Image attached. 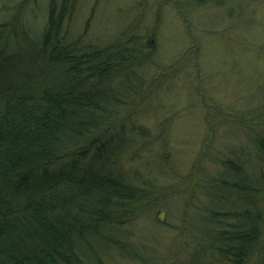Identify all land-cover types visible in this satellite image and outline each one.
<instances>
[{"label": "trees", "instance_id": "1", "mask_svg": "<svg viewBox=\"0 0 264 264\" xmlns=\"http://www.w3.org/2000/svg\"><path fill=\"white\" fill-rule=\"evenodd\" d=\"M80 1L48 0L36 39L21 3L0 19V264H264V84L231 123L207 105L225 104L208 94L199 45L173 68L153 43L166 8L196 43L188 14L201 23L234 1L121 0L116 26L90 33L89 20L79 34ZM148 65L163 73L147 80ZM175 84L187 89L178 113ZM182 113L203 128L195 151L198 131L163 132ZM239 131L252 161L230 145Z\"/></svg>", "mask_w": 264, "mask_h": 264}, {"label": "rangeland", "instance_id": "2", "mask_svg": "<svg viewBox=\"0 0 264 264\" xmlns=\"http://www.w3.org/2000/svg\"><path fill=\"white\" fill-rule=\"evenodd\" d=\"M96 1L98 3H95ZM164 1L165 0H160V2ZM233 1L235 3L226 1L224 4L225 6L222 7L213 5L215 11L208 10L206 12V20L201 23L197 22V18L200 16L197 12L195 14L191 12L188 14L191 27L197 26L195 32L198 34V38L199 36L202 38L196 43L194 41H189L186 37L184 24L180 20L181 17L179 12L172 8H166L162 14V16L165 15L166 18L165 28L162 32L160 31V33L158 31L159 38L155 40L156 43H153L155 46H157V44L160 45L162 39L166 47L161 51L160 55H162L163 59L167 62H176L173 68H178L180 66L179 64L181 62H179V59L183 56V52L187 47L190 48L192 44L199 45L198 49L195 48V51L201 53H197V56L200 54V59L203 60V70L200 73L205 80V84L212 89V92L207 90L208 94L225 104H220V106L213 108L210 106V101L207 100V105L211 110L215 111L217 116L223 115L226 117L227 114L228 117H226V119L235 124L236 119L239 117L238 114L257 105L255 99L254 102H251L249 105L247 102L249 97L256 95L257 88L264 84V0H246V2L248 1L249 3H247V6L244 5L245 8L236 5V3L242 5V2L245 0ZM120 2L121 0H110L108 2L103 0H81L77 9L74 10L73 19L69 24V31L80 34L83 29L87 27L89 20L88 31L90 33L93 31L97 33L100 29L99 27L102 29H109L110 26H116L118 17L121 18V16L116 14L117 11L114 4ZM167 2L169 1L167 0ZM18 4L25 6L26 10H21L20 15L26 16V19H24L26 20L25 28L31 31L30 34L34 33V35L31 34V36L36 39L39 37L40 29L43 28L46 20L49 7L48 0H0V15H2L0 19L12 13H16L18 10H15V6ZM219 8L226 9L227 11L217 10ZM241 8H243V10ZM183 11L187 12V10ZM217 16L220 17V20L215 24L214 20ZM126 22L123 24H128ZM182 31L184 32V36H182ZM27 45L31 46V44ZM13 47L15 49V47L18 46L11 45L9 48ZM171 54L173 56L172 59L170 58ZM15 57L19 56L17 54L12 55L11 52L4 58L6 61L12 63L15 61ZM153 59H155V57H153ZM148 66L151 67L148 68L149 70L146 74L147 80H153L154 78L152 77L158 72L163 73L162 70L157 72V69L153 67L154 65ZM168 71V73H164L163 75L165 77L169 76V79H171L174 70L170 69ZM189 72L191 73V71H186V77L189 81H194L195 78H190L188 76ZM179 83H181V81ZM200 85L202 86V84ZM174 86L175 90L171 91L168 98L173 100L172 103H174V106L172 110L178 113L181 112L179 105H181L183 98H185V93L181 91L183 88L182 86V88H180L179 85L175 84L170 87L174 89ZM148 87L140 91V99L144 98L146 93L154 90V84L150 86V91ZM183 89L187 92L186 88ZM155 101L157 100L155 99ZM237 111H240V113H237ZM242 115L243 114L240 116ZM181 116L182 117L173 125L171 129L172 133L168 132V127L166 130H163V132L166 138L168 137L171 139L174 134H191L198 131L200 134L197 132L194 133V139L191 138V141L188 142L195 141V144L189 145L193 151H195L200 146L201 137L199 135L202 134L203 130L201 124L199 125L200 121L196 118L197 113L189 114V118L187 119L185 117L183 118V113ZM143 121L146 120L143 119ZM146 124H149V128L152 132L157 133L159 131V123L156 121L151 120V123L146 122ZM240 135L241 136L238 137V134L233 133V138L230 139V145H237V147L242 150V155L247 156V159L252 161V154L248 149L246 150L245 147V136L244 140L241 132ZM150 150L153 152L154 148ZM172 215L173 211L170 212V217H172ZM150 222H152L151 218L147 220L148 224H150Z\"/></svg>", "mask_w": 264, "mask_h": 264}]
</instances>
